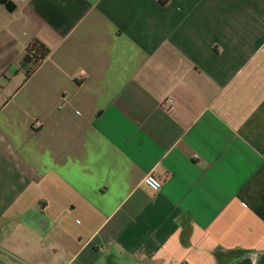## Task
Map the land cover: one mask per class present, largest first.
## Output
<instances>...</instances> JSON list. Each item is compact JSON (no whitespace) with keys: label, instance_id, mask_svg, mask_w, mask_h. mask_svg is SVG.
Segmentation results:
<instances>
[{"label":"crops","instance_id":"1","mask_svg":"<svg viewBox=\"0 0 264 264\" xmlns=\"http://www.w3.org/2000/svg\"><path fill=\"white\" fill-rule=\"evenodd\" d=\"M9 1L0 264H264V0Z\"/></svg>","mask_w":264,"mask_h":264},{"label":"trees","instance_id":"2","mask_svg":"<svg viewBox=\"0 0 264 264\" xmlns=\"http://www.w3.org/2000/svg\"><path fill=\"white\" fill-rule=\"evenodd\" d=\"M0 4L4 5L10 12L15 10V5L9 0H0ZM50 54L51 50L43 43L37 40L33 41L26 49V53L22 61V67L25 68L27 70V74L30 75L48 58Z\"/></svg>","mask_w":264,"mask_h":264},{"label":"built area","instance_id":"3","mask_svg":"<svg viewBox=\"0 0 264 264\" xmlns=\"http://www.w3.org/2000/svg\"><path fill=\"white\" fill-rule=\"evenodd\" d=\"M172 102V101H169ZM144 183L147 187H149L152 191H160L162 188V181L155 177L154 175H148L144 179Z\"/></svg>","mask_w":264,"mask_h":264}]
</instances>
